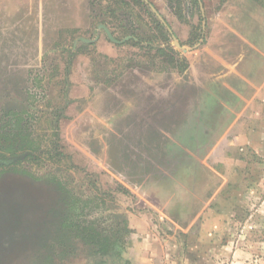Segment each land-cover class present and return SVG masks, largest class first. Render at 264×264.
<instances>
[{
  "label": "rangeland",
  "instance_id": "1",
  "mask_svg": "<svg viewBox=\"0 0 264 264\" xmlns=\"http://www.w3.org/2000/svg\"><path fill=\"white\" fill-rule=\"evenodd\" d=\"M147 1L167 27L144 1L0 0V141L34 146L0 160V264H40L54 181L129 233L52 264H264V0Z\"/></svg>",
  "mask_w": 264,
  "mask_h": 264
},
{
  "label": "trees",
  "instance_id": "2",
  "mask_svg": "<svg viewBox=\"0 0 264 264\" xmlns=\"http://www.w3.org/2000/svg\"><path fill=\"white\" fill-rule=\"evenodd\" d=\"M123 4L124 0H120ZM134 5L148 8L142 0H129ZM63 111L55 116H62ZM53 146L58 152L59 128L58 120L53 123ZM0 141V160L6 157L27 158L32 157L33 144L24 136L17 134L4 137ZM18 152H21L18 155ZM51 185L57 195L52 208L47 210L49 221L45 222V235L39 240L37 256L40 264L69 261L77 255L84 254L89 258L105 257L115 251L123 234L129 233L127 220L122 218L115 229L108 230L98 226L94 219L85 217L88 201L74 195L57 181L46 182ZM38 260V259H37ZM72 262V261H71ZM70 263V262H69Z\"/></svg>",
  "mask_w": 264,
  "mask_h": 264
},
{
  "label": "water",
  "instance_id": "3",
  "mask_svg": "<svg viewBox=\"0 0 264 264\" xmlns=\"http://www.w3.org/2000/svg\"><path fill=\"white\" fill-rule=\"evenodd\" d=\"M143 1L149 5L151 11L157 16V18L161 21V23H162L165 27H167L166 22H165L164 19H163V18H162L157 12H156L155 8H154L151 4H149V2H148L147 0H143ZM200 8L202 9V6H201V5H200ZM101 28L105 31V33H106L107 37L109 38V40H111V41H113V42H116V43H119V42H117V41L113 38L112 34L109 32V30H108L105 26H101ZM168 30H169V29H168ZM169 32H171V31L169 30ZM173 38H174V37H173ZM174 43H175L176 46L179 47V44H178V42H177V40H176L175 38H174Z\"/></svg>",
  "mask_w": 264,
  "mask_h": 264
},
{
  "label": "crops",
  "instance_id": "4",
  "mask_svg": "<svg viewBox=\"0 0 264 264\" xmlns=\"http://www.w3.org/2000/svg\"><path fill=\"white\" fill-rule=\"evenodd\" d=\"M149 251L150 252H148V250H147V252L144 251L145 253H142L141 257L139 255H136V259L135 260L138 261L139 259H144L146 264H148V263L150 264L153 259L151 258L152 256L150 254L151 250H149ZM128 261H130L131 264H134V262L131 259H128Z\"/></svg>",
  "mask_w": 264,
  "mask_h": 264
}]
</instances>
